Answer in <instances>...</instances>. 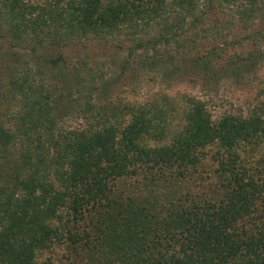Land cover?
I'll return each instance as SVG.
<instances>
[{
    "label": "trees",
    "instance_id": "obj_1",
    "mask_svg": "<svg viewBox=\"0 0 264 264\" xmlns=\"http://www.w3.org/2000/svg\"><path fill=\"white\" fill-rule=\"evenodd\" d=\"M220 15L244 50L215 43ZM123 39L208 96L263 63L264 0H0V264L56 243L80 264H264V99L215 118L193 95L109 99L66 56Z\"/></svg>",
    "mask_w": 264,
    "mask_h": 264
},
{
    "label": "rangeland",
    "instance_id": "obj_2",
    "mask_svg": "<svg viewBox=\"0 0 264 264\" xmlns=\"http://www.w3.org/2000/svg\"><path fill=\"white\" fill-rule=\"evenodd\" d=\"M226 18L225 15L217 17L219 21L216 24L220 35L216 37L215 43L221 44V46L224 45V42H228L231 45L234 44L232 46L235 49L227 51V54L231 55L233 52H239L244 49L243 45L241 49L236 47L235 42L240 38L237 32L240 31L237 27L230 29V25L225 23ZM224 26L231 30L232 33L228 34L223 29ZM124 42L122 49L112 47V45H88L85 53H69L66 57L73 64L81 61L83 58L88 66L91 69L93 68V71L95 70L97 73L100 71L105 75L107 80L114 81L109 99L120 100L130 104L146 103L154 98L155 95L164 91L177 96L183 94L193 95L207 101L208 108L215 118L227 111L246 112L256 103V100L259 98L264 99V53L263 63L245 81H223L206 96L199 89L197 80L191 81L190 79L182 80L178 78L164 82L159 76L146 72L140 66L139 57H135V59L129 57L128 59L130 42L125 40ZM250 47L253 48L251 45ZM262 48L264 52V44ZM136 54L140 56V53ZM127 59L131 60V62L126 66L127 71H123L126 70L123 68V64H125ZM202 172L200 170L198 174L201 175ZM196 177L199 178L198 175ZM73 256L74 253L67 244L56 243L42 253L41 260L46 264H80L78 259L74 261Z\"/></svg>",
    "mask_w": 264,
    "mask_h": 264
}]
</instances>
